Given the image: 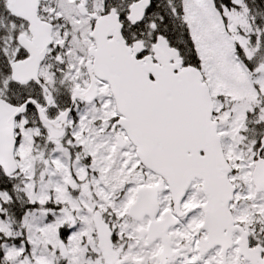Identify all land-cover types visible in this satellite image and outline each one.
<instances>
[{
    "label": "snow or ice",
    "instance_id": "snow-or-ice-1",
    "mask_svg": "<svg viewBox=\"0 0 264 264\" xmlns=\"http://www.w3.org/2000/svg\"><path fill=\"white\" fill-rule=\"evenodd\" d=\"M0 264H264V0H0Z\"/></svg>",
    "mask_w": 264,
    "mask_h": 264
}]
</instances>
